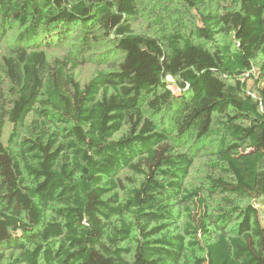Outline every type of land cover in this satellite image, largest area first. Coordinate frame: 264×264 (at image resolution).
I'll use <instances>...</instances> for the list:
<instances>
[{"label":"trees","instance_id":"obj_1","mask_svg":"<svg viewBox=\"0 0 264 264\" xmlns=\"http://www.w3.org/2000/svg\"><path fill=\"white\" fill-rule=\"evenodd\" d=\"M263 197L264 0H0V264H264Z\"/></svg>","mask_w":264,"mask_h":264},{"label":"rangeland","instance_id":"obj_2","mask_svg":"<svg viewBox=\"0 0 264 264\" xmlns=\"http://www.w3.org/2000/svg\"><path fill=\"white\" fill-rule=\"evenodd\" d=\"M146 17V16H145ZM92 72V67L91 65H85V66H82L81 68L78 69V74L77 76L82 80L84 81L85 79H87L90 74ZM251 82H249L250 84ZM10 132V125L7 124L5 126V130H4V133H3V140L5 141L6 140V137L8 136ZM195 170V169H194ZM204 174V170L202 168L200 169H197L195 170L194 172H192V174L190 176H188L187 178V184L188 186H192L193 184H199V179L202 178ZM216 198H213L211 199V205L212 206H216V205H219L218 203V196H215ZM253 205H255V207L258 209L259 211V215H260V218H261V221L264 222V197L257 200V201H252L251 202Z\"/></svg>","mask_w":264,"mask_h":264}]
</instances>
